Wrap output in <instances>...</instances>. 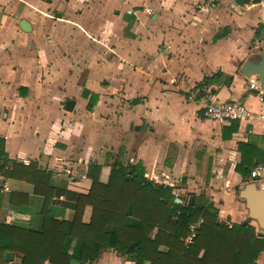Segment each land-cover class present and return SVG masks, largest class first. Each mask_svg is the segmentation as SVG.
Here are the masks:
<instances>
[{
    "label": "crops",
    "instance_id": "crops-1",
    "mask_svg": "<svg viewBox=\"0 0 264 264\" xmlns=\"http://www.w3.org/2000/svg\"><path fill=\"white\" fill-rule=\"evenodd\" d=\"M23 18L30 31L21 29ZM262 51L264 0H0L5 151L67 176L68 188L82 193L92 185L91 163L102 165L106 181L118 156L124 165L141 162L155 182L213 203L219 220L257 224L264 234L240 195L247 183H260L250 171L264 165V120L219 122L198 102L212 93L264 111L258 90L249 86L259 75L240 71ZM92 93L97 99L89 109ZM9 182L29 202L11 209L0 194V218L4 209L7 222L41 229L43 197L30 182ZM52 212L72 215L61 204ZM20 259L14 253L4 264ZM68 262L61 253L57 264ZM92 264L134 263L107 249ZM256 264H264V253Z\"/></svg>",
    "mask_w": 264,
    "mask_h": 264
},
{
    "label": "trees",
    "instance_id": "trees-1",
    "mask_svg": "<svg viewBox=\"0 0 264 264\" xmlns=\"http://www.w3.org/2000/svg\"><path fill=\"white\" fill-rule=\"evenodd\" d=\"M96 99L92 93L89 109ZM101 170L102 165L91 163L89 192L74 191L68 188L67 176L41 168L36 161L10 158L5 139L0 137V173L32 183L33 192L43 197L39 230L7 222L2 210L0 264L14 253L21 255L15 264H57L61 253L68 255V264L71 258L92 264L107 249L134 264H256L264 253V234L255 225L239 222L229 226L219 220L218 208L200 195L187 193L185 201L177 202L175 187L146 176L141 162L124 165L118 156L106 181L101 179ZM4 198L11 209L29 202V195L21 192L8 191ZM54 204L72 209L71 217L57 218L52 212ZM88 206L91 211L85 219ZM200 216L204 223L186 247L189 226Z\"/></svg>",
    "mask_w": 264,
    "mask_h": 264
},
{
    "label": "built area",
    "instance_id": "built-area-1",
    "mask_svg": "<svg viewBox=\"0 0 264 264\" xmlns=\"http://www.w3.org/2000/svg\"><path fill=\"white\" fill-rule=\"evenodd\" d=\"M148 13H151L150 8H146ZM258 45V42H256ZM254 48H257V46ZM251 88L258 90V97L260 102L264 103V90L260 86L259 80H251L249 83ZM190 100L196 101L197 98L195 95L190 94L188 96ZM198 102L203 105L204 115L214 119L219 122H228L232 120H245L250 118H258L264 120V111L253 110L248 107L245 103L236 102L232 100H223L215 98L212 93H206L198 98ZM264 165H258L251 169L250 176L254 179L259 180L258 187L264 189ZM222 176V175H221ZM8 191H11V185L9 182V178L5 177L2 173H0V194H4ZM174 195L176 199H179L177 202H183L186 200V196L174 189ZM204 218L200 216L195 222L190 224L188 234L184 238V245L188 247L194 242L195 237L197 236V231L203 225ZM229 226L231 224H228Z\"/></svg>",
    "mask_w": 264,
    "mask_h": 264
},
{
    "label": "water",
    "instance_id": "water-1",
    "mask_svg": "<svg viewBox=\"0 0 264 264\" xmlns=\"http://www.w3.org/2000/svg\"><path fill=\"white\" fill-rule=\"evenodd\" d=\"M19 25L24 31H30L32 28L30 21L26 18L21 19ZM240 71L247 77L252 74L259 75V83L264 90V51L250 55L242 64ZM73 106L74 101L69 99L66 103V109L72 110ZM240 195L246 200L249 218L256 219L259 227L264 229V189L257 187L255 182H250L241 189ZM176 201H179V199H176ZM9 256V260L13 259L12 254H9ZM70 264L81 263L77 259L71 258Z\"/></svg>",
    "mask_w": 264,
    "mask_h": 264
},
{
    "label": "rangeland",
    "instance_id": "rangeland-1",
    "mask_svg": "<svg viewBox=\"0 0 264 264\" xmlns=\"http://www.w3.org/2000/svg\"><path fill=\"white\" fill-rule=\"evenodd\" d=\"M54 10L50 13L51 14V16L50 17H53L54 16ZM37 14V13H36ZM39 14L40 15H45L46 17H47V14L46 13H43V12H39ZM29 15L30 16H32L33 17V15L31 14V13H29ZM49 16V15H48ZM36 17V16H35ZM41 20V19H40ZM42 22H39V24L40 25H42L41 27H43L44 26V24H41ZM45 32L47 33V30L45 29ZM256 227H257V224H256ZM258 229H259V227H258Z\"/></svg>",
    "mask_w": 264,
    "mask_h": 264
}]
</instances>
